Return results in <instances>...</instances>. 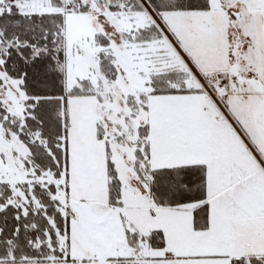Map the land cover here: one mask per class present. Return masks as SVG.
<instances>
[{
  "label": "snow or ice",
  "instance_id": "obj_1",
  "mask_svg": "<svg viewBox=\"0 0 264 264\" xmlns=\"http://www.w3.org/2000/svg\"><path fill=\"white\" fill-rule=\"evenodd\" d=\"M0 264H264V0H0Z\"/></svg>",
  "mask_w": 264,
  "mask_h": 264
}]
</instances>
